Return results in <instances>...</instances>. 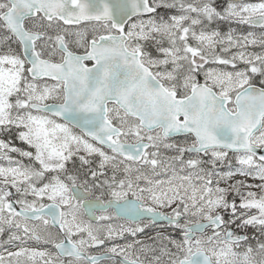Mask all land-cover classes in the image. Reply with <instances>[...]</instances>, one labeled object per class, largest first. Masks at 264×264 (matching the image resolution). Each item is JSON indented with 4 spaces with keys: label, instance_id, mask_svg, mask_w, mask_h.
<instances>
[{
    "label": "snow or ice",
    "instance_id": "6c2138e0",
    "mask_svg": "<svg viewBox=\"0 0 264 264\" xmlns=\"http://www.w3.org/2000/svg\"><path fill=\"white\" fill-rule=\"evenodd\" d=\"M0 161V264H264V0H0Z\"/></svg>",
    "mask_w": 264,
    "mask_h": 264
},
{
    "label": "flooded vegetation",
    "instance_id": "af4514ba",
    "mask_svg": "<svg viewBox=\"0 0 264 264\" xmlns=\"http://www.w3.org/2000/svg\"><path fill=\"white\" fill-rule=\"evenodd\" d=\"M225 30H227V29L225 28ZM257 35H259V31H258V30H257ZM249 50L260 51V49H259L258 47H256V48H252V47H250ZM15 143L17 144V146H20V142H19V141H16ZM0 163H3V162L0 161ZM168 232H171V229H170V228H167L166 226L163 227V228L157 226V227H154V228L146 229V233H147V235H148V236H152V237L156 236L157 233H160V234H167ZM142 237H144V236L141 235V236H138L137 238H138V239H141ZM145 240H147V238H145ZM119 242H120V243H123L124 241H119ZM147 242L151 243L152 241H147ZM157 243H158V242H157ZM2 251H3V249L0 248V252H2Z\"/></svg>",
    "mask_w": 264,
    "mask_h": 264
},
{
    "label": "rangeland",
    "instance_id": "374dc122",
    "mask_svg": "<svg viewBox=\"0 0 264 264\" xmlns=\"http://www.w3.org/2000/svg\"><path fill=\"white\" fill-rule=\"evenodd\" d=\"M251 51V50H250ZM226 170V169H225ZM237 179H243L242 177H237ZM251 182V181H250ZM145 238H147V236H144V237H142L141 239H144L145 240Z\"/></svg>",
    "mask_w": 264,
    "mask_h": 264
}]
</instances>
